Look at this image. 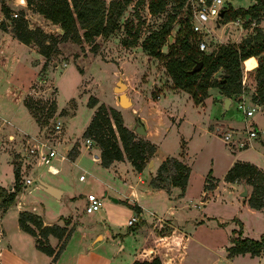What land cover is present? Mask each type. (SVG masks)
<instances>
[{"label":"rangeland","instance_id":"obj_1","mask_svg":"<svg viewBox=\"0 0 264 264\" xmlns=\"http://www.w3.org/2000/svg\"><path fill=\"white\" fill-rule=\"evenodd\" d=\"M119 1L121 4L124 2ZM249 4L250 0L224 2L226 8L232 9L246 8ZM175 6L176 3L168 1L163 13L150 15L147 0H131L123 7L118 21L119 28L115 32L107 38L97 36L90 43L84 40L74 43L60 41L62 31L59 26L29 9L26 0H0V184L3 185L0 187L12 190L15 183L12 174L15 169H18L20 180L24 177L33 179L30 185L20 183V191L14 204L21 193L24 208L38 209L37 215L41 216L43 213L45 220L51 222H54L59 213L69 214L71 209L63 204L70 194L80 193L86 196L91 192L97 198L109 201V197L124 199L132 187L145 191L148 178L150 180L155 175L158 167L152 170L153 164L149 167L146 163L138 173L123 156L122 161L104 168L100 159L98 160L99 147L94 142L88 149L82 147V133L91 116L99 104L106 107L114 105V101H117L114 87H117V82H121L126 85L121 90L131 99V104L124 107L116 104L119 106L116 110L122 124L132 131L135 118L144 122L147 134H134L154 144L156 152L153 157L156 165H160L167 156L178 159L182 156L181 159L190 168L184 196H180V190L174 187L169 192L158 191L150 196L146 194L141 199L158 217L162 215L171 219L175 226H185V230L195 236L198 245L188 250L185 264H255L256 259L247 256L230 258L225 252L231 232L239 229L238 220L242 221L246 236L257 237L261 234L264 208L261 211L247 208V200L244 198L254 196L253 186L246 183L247 178L231 183L224 181L228 163L234 153L223 143L218 123L220 120H231L233 124L244 128H264V105L246 119L238 108L241 100L246 107L254 104L251 97L256 89L255 69L258 58L241 63L243 99H237L238 95L231 96L233 100L228 110H223L222 99L225 96L214 87L207 89V96L201 104H194L186 92L172 88V82L162 63L147 56L140 48L141 40L171 16H174L175 22L170 32L172 40L168 43L173 41L179 20L190 11L187 0L180 9L175 10ZM3 7L7 8L9 16L2 14ZM22 16L27 29L41 31L45 37L43 42L52 47L47 59L38 53V47L33 42L24 45L12 36V19ZM3 22L6 23L4 30L1 26ZM211 23L207 22V26L211 27ZM126 25L131 34L125 32ZM242 25L243 21L236 20L220 24L218 28L211 27L209 32L202 33L201 39L206 44L204 52L214 51L219 44L238 43L252 32L251 28L256 24L252 23L245 29ZM258 26L264 33V23H259ZM134 30L139 33L137 44L129 48L122 47L120 40L130 37ZM51 38L56 39V42ZM161 52L167 53V42L162 46ZM213 77L220 78L221 72L218 71ZM91 97L96 101L93 107L87 105ZM56 121L61 123L59 133L54 131ZM37 142L45 143L56 151L51 164L61 168L59 175L52 176L45 166H35L30 159L21 156L26 146ZM253 146L254 150L244 155L264 169V157L261 155L264 143L255 141ZM73 148L78 154L71 160L68 153ZM179 151H182L181 154ZM60 154L65 159L60 160ZM209 170L217 184L212 191L207 192L203 190V184ZM80 175L83 180L78 179ZM58 178L65 184L60 188L66 190L61 200H52L37 188V179L51 181ZM213 183L215 184L214 181ZM242 185L246 186V197L239 194ZM197 204L199 208H196ZM84 205V198L72 205L73 209H80L86 216L80 220H73L72 215L66 216L62 225L67 230L70 227L73 229L77 222L81 228L91 227L94 222L89 220L93 216L98 217L96 222H104L102 210L86 214ZM15 213L16 207L12 205L6 217L12 218ZM79 215L75 217L78 218ZM200 220L203 222L200 223ZM65 221L68 222L67 225ZM71 221L73 226H70ZM74 233L70 245L80 237L79 232ZM171 243L170 241V245L162 246V252L166 256H170V250H174ZM128 244L112 264H130L132 244ZM261 253L264 257V251ZM260 263L264 264L262 261Z\"/></svg>","mask_w":264,"mask_h":264},{"label":"trees","instance_id":"obj_2","mask_svg":"<svg viewBox=\"0 0 264 264\" xmlns=\"http://www.w3.org/2000/svg\"><path fill=\"white\" fill-rule=\"evenodd\" d=\"M130 1L124 0L121 4L119 0H26V5L43 18L59 26L62 31L60 41L80 43L84 40L90 43L97 36L107 38L119 28L118 21L123 7ZM168 1L176 3V10L180 9L186 0H147L148 13L150 15L163 13ZM250 1L253 3L246 8L223 9L217 21L219 25L236 20L243 21V29L248 28L252 23L256 24L254 28H251L252 32L238 43L219 44L214 51L207 53L200 51L198 49L200 35L192 31L188 12L179 20V27L172 42L168 43V37H171V28L175 22L174 16L168 17L158 28L150 31L141 40L140 48L147 56L162 63L172 82V88L186 92L196 105L201 104L206 98L208 88H218L221 94L228 98L241 94L240 65L242 62L257 57L256 89L251 100L258 106L264 105V33L258 26L264 17V0ZM1 12L4 16H9L7 8H1ZM1 26L4 30L6 23L3 22ZM10 26V32L17 41L24 45L33 42L38 47V53L48 58L52 47L43 42L45 37L41 31L27 29L23 16L13 18ZM124 30L131 34L129 26L126 25ZM138 39L139 33L134 30L130 37H123L120 44L124 48L133 47ZM52 41L56 42V39ZM166 42L167 53L163 54L161 48ZM197 63H201L199 71L190 73L191 68ZM218 71L221 72V77L215 79L213 75ZM95 104V98L91 97L87 105L93 107ZM25 107L28 108L27 105ZM82 137L90 139L99 147L100 164L104 168L114 161H122L125 156L131 167L139 173L156 152L154 144L142 137H136L134 132L122 124V119L116 109L103 104L98 105ZM179 152L181 154L182 151ZM77 154L73 148L68 153V157L73 160ZM179 157L178 159L167 156L160 163L155 175L149 180L152 188L168 192L170 188L175 187L181 193L184 192L190 168L181 159L182 156ZM13 176L15 183L12 190L7 191L0 187V209L2 210L14 204L20 191L18 169L13 170ZM241 178H247L246 183L251 184L254 189V196H249L247 199L248 206L255 210L264 208V172L248 162H234L226 171L224 181L231 183ZM212 181L214 179L209 170L205 178L204 190L215 186ZM122 204L136 213L139 212L136 205H128L125 202ZM17 222L23 232L34 237L35 248L51 256L54 262L69 237L70 230H67L66 226L43 225L38 216L28 211L19 212ZM65 224L67 225L68 222L65 221ZM238 225L239 229L231 232L230 245L225 249L227 255L258 256L264 251V232L258 239L241 237V223L238 222ZM48 236L59 240L58 248L55 250L48 244ZM151 246L150 240H147L143 246L145 251H141L131 264H161L158 255L149 252Z\"/></svg>","mask_w":264,"mask_h":264},{"label":"crops","instance_id":"obj_3","mask_svg":"<svg viewBox=\"0 0 264 264\" xmlns=\"http://www.w3.org/2000/svg\"><path fill=\"white\" fill-rule=\"evenodd\" d=\"M252 3L253 1H251V4ZM262 22L264 23V17L260 23ZM260 27L262 26L260 25ZM238 96L239 97H236L237 99H240V100L243 99V94L242 95L239 94ZM229 99H230V104L228 105L227 110L229 109L233 98H229ZM129 101L131 103L130 98H129ZM114 102H115L114 105L111 107L117 109L119 107L116 105L118 102L117 101H114ZM241 102L244 104L242 100L239 101V103ZM218 124L220 125L219 130L229 129V128L239 130V129L244 128L243 126L233 124L231 120H227V121L220 120ZM254 143L255 142H251L250 146H248L245 149H233V150L230 149V151H232L231 153H234V154L232 156L231 161H229L228 163L227 170L232 166L234 162H248L254 165L259 170L264 172V169L260 167L257 164V162L250 160L247 156L244 155V153H247L250 150H254V146H253ZM261 155L264 157V151ZM60 156H63L65 158V156L62 154H60ZM114 162H112L110 166ZM152 164H153L152 170H155L159 165V164L158 165L155 164L154 157L152 158ZM51 168H54L55 170H57V172L54 174H51L48 172L50 175L57 176L60 174L61 172L60 167L52 165ZM152 170H151V173H152ZM189 175H190V172H189ZM189 178L190 176H188V180H187V184H186L184 192L179 193L180 196H184L186 194L187 186L189 183L188 182ZM40 180L60 190L61 193H60L59 199H54L53 197H51L50 195L46 193L50 198H52V200L57 201V200L62 199L66 191L64 188H60L62 187V185H65L62 182L63 181L62 179L58 178V179H54L51 181H45L42 179ZM214 182L216 186L217 182L215 180ZM0 186L3 187V185L1 184ZM214 187L207 190V192L212 191ZM158 191H165V190L152 188L149 185V178H148L147 189L145 191H142V190L139 191L135 189V187H132L130 188V191L128 192V194L125 196L124 199L115 198L116 202H113L112 200H110V197H109V201L102 200V207L99 210L103 211L102 213H103L104 222H101V223L96 222L97 221L96 219H98V217L95 218L93 216L89 220L91 221V223L94 222V224L91 227L83 228L85 226H82L81 228V226L79 227V223L77 222L74 225V228L71 229L70 226H73V223L71 221L70 226H69L70 227L69 237L66 239L62 250L60 251L58 257L56 258L54 262H52L51 256H47L35 248V239L33 236L29 235L28 233L23 232L19 228L18 222H17L18 213L21 211H28L40 217L43 225H46V226H49V225L63 226L62 220L66 216L72 215L73 220H76V219L80 220L82 219L83 216H86L82 214V211H80V209H75V208L73 209L72 207L73 204L77 203V201H80V199L84 198L85 195H82L80 193H78L77 195H71V194L67 195L66 201L64 202L63 206L69 207L71 209L69 214L62 215L59 213L58 217L55 218L54 222H51L49 220H45V215L43 213L41 214V216L37 215L38 209L34 207H32L31 209L24 208L25 204L20 198L21 196V193H20L18 195L19 200L16 202V204H13L16 207V213L12 216V218L6 217L7 211H9V208L12 205L6 208L5 210L1 209V214H0V264H112L113 260H115V258H117V256H119L120 253L126 249L128 242H131L132 244V260L130 262L131 264L133 260L137 256H139L141 251H145V249H143V246L147 240H150L151 245H152L151 249H149V252L156 253L161 261V264H185L188 260V255H189L188 250L192 246L198 245V242L196 241L195 236L191 235L190 232H187L185 230V226L183 225L175 226L172 223L171 219H167L162 215L158 217L157 214H155V212H152L151 210H149V208H147L145 204L141 202L142 201L141 199H143L146 194L147 196H150L151 194H156ZM204 191L202 193H204ZM88 193H91V192H88ZM244 200H247V198H244ZM122 202H125L128 205L138 206L139 212L136 213L133 209L122 204ZM196 208H199V204H197ZM247 208L251 210H255V209L250 208L248 204H247ZM255 211H261V210H255ZM202 213L205 215V212H202ZM77 214H80L78 218L75 217V215ZM134 214L138 216V222L134 223L131 226H128L127 221ZM169 215L170 216L172 215V210L169 211ZM41 217H44V219H42ZM157 219H161L162 221H165L166 223V227H164L160 231H159L158 225L156 224ZM208 219H212V218H208ZM202 222L203 220H200V223ZM238 222H240L242 226L241 227V237L258 239L264 230V226H263V230L261 234H259V236L257 237L246 236V232H244L243 230L244 228H243L242 221L238 220ZM84 229H86V231ZM124 230L126 231L124 232ZM74 231L79 232L80 237L78 238V241H76V243H74L73 245H70L71 240L75 235ZM167 232H169L170 234H167ZM132 238L134 239L132 240ZM47 241H48V244L55 250L56 245H58L57 239L53 236H48ZM170 241L173 243V245L171 246L174 247V250H170L171 257L166 256L162 252V246L164 247L166 245H170ZM164 242H167V243H164ZM229 245H230V242L228 246ZM262 255L263 254L260 253L258 256H254V257H250L248 254L236 255V256L227 255V256L230 258H236L239 256H247L251 259H256L257 262L255 264H261L260 263L261 261L264 263V257Z\"/></svg>","mask_w":264,"mask_h":264},{"label":"built area","instance_id":"obj_4","mask_svg":"<svg viewBox=\"0 0 264 264\" xmlns=\"http://www.w3.org/2000/svg\"><path fill=\"white\" fill-rule=\"evenodd\" d=\"M224 2L225 0H187V4H189L190 7L189 22L192 31L201 35L202 33L209 32L211 27H216L217 21L220 18V12L226 8ZM207 22H212L211 27L207 26ZM205 48L206 44L200 36L198 49L204 52ZM259 107L260 106L256 104L246 107L242 102L238 103V108L241 109L245 118L252 116L253 112L259 109ZM60 130L61 123L56 121L54 124V131L59 133ZM220 131L222 133V141L229 150L245 149L250 146L251 142L255 141L264 143V128L246 127L243 130L220 129ZM91 143L93 142L90 139H84L82 147L88 149ZM21 156L27 160L30 159L35 166H45L47 172L51 174H54V172L57 171H53L51 168V161L56 157V151L45 143L37 142L30 146H26ZM59 158L61 160L65 159L63 156H60ZM78 179L83 180V176L80 175ZM32 182L33 179H30V177H24L20 180V183L24 186L30 185ZM84 199V212L86 214H91L101 209L102 199L97 198L91 193L86 195ZM136 222H138V216L134 214L127 221V225L131 226ZM156 224L158 225L159 231L166 227L165 221H162L161 219H157Z\"/></svg>","mask_w":264,"mask_h":264},{"label":"water","instance_id":"obj_5","mask_svg":"<svg viewBox=\"0 0 264 264\" xmlns=\"http://www.w3.org/2000/svg\"><path fill=\"white\" fill-rule=\"evenodd\" d=\"M221 14H222V11L220 12L219 15L221 16ZM216 27H219L218 23L216 24ZM168 40L171 41L172 38L169 36ZM200 66H201V63H197L196 65H194L191 68L190 73H194V72L199 71ZM125 87H126V85H124L121 82H117V87H114V89L117 91V102L122 107H124L125 105H130L131 104L129 99H128V97L121 90V89H124ZM126 99L128 100V102L125 101ZM229 104H230V99L228 97H224L223 100H222V105H223V110L224 111L227 110ZM134 117H136L135 114H134ZM131 129L137 135H140V136L146 135L144 122L141 119H139V118L134 121ZM95 157L97 158V155H95ZM148 166L149 167L152 166V159L148 161ZM37 181H38L37 187L40 190L44 191L45 193H47L48 195H50L54 199H59L60 193H61L59 189L46 184L45 182L41 181L40 179H37ZM239 194L242 197H246L247 191H246V186L245 185H242V189H241ZM110 200H112L113 202H116L115 198H110Z\"/></svg>","mask_w":264,"mask_h":264},{"label":"bare ground","instance_id":"obj_6","mask_svg":"<svg viewBox=\"0 0 264 264\" xmlns=\"http://www.w3.org/2000/svg\"><path fill=\"white\" fill-rule=\"evenodd\" d=\"M125 101H126V102H128V100H127V99H126ZM52 170H53V171H55V169H54V168H52ZM56 172H57V171H56ZM56 172H54V173H56Z\"/></svg>","mask_w":264,"mask_h":264}]
</instances>
